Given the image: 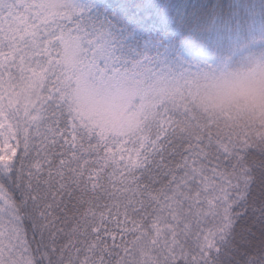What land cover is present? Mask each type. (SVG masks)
<instances>
[{"label": "snow or ice", "instance_id": "obj_1", "mask_svg": "<svg viewBox=\"0 0 264 264\" xmlns=\"http://www.w3.org/2000/svg\"><path fill=\"white\" fill-rule=\"evenodd\" d=\"M102 7L0 0V264H264V125L194 103L231 57Z\"/></svg>", "mask_w": 264, "mask_h": 264}, {"label": "trees", "instance_id": "obj_2", "mask_svg": "<svg viewBox=\"0 0 264 264\" xmlns=\"http://www.w3.org/2000/svg\"><path fill=\"white\" fill-rule=\"evenodd\" d=\"M87 2V0H84ZM94 15L135 33L141 44L152 41L185 46L188 63L219 64L225 72H245L264 64V0H103ZM223 41L215 56L206 45L217 33Z\"/></svg>", "mask_w": 264, "mask_h": 264}, {"label": "clouds", "instance_id": "obj_3", "mask_svg": "<svg viewBox=\"0 0 264 264\" xmlns=\"http://www.w3.org/2000/svg\"><path fill=\"white\" fill-rule=\"evenodd\" d=\"M194 103L217 116L240 114L264 125V64L253 65L241 73L218 68L206 74Z\"/></svg>", "mask_w": 264, "mask_h": 264}, {"label": "rangeland", "instance_id": "obj_4", "mask_svg": "<svg viewBox=\"0 0 264 264\" xmlns=\"http://www.w3.org/2000/svg\"><path fill=\"white\" fill-rule=\"evenodd\" d=\"M85 2V1H84ZM86 3V2H85ZM152 41V40H151ZM146 44V43H145Z\"/></svg>", "mask_w": 264, "mask_h": 264}]
</instances>
